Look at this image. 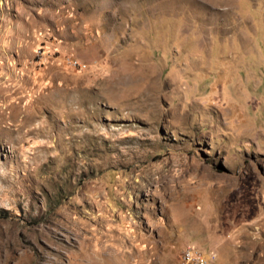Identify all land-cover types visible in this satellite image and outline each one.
<instances>
[{
    "label": "rangeland",
    "instance_id": "rangeland-1",
    "mask_svg": "<svg viewBox=\"0 0 264 264\" xmlns=\"http://www.w3.org/2000/svg\"><path fill=\"white\" fill-rule=\"evenodd\" d=\"M264 264V0H0V264Z\"/></svg>",
    "mask_w": 264,
    "mask_h": 264
},
{
    "label": "built area",
    "instance_id": "built-area-1",
    "mask_svg": "<svg viewBox=\"0 0 264 264\" xmlns=\"http://www.w3.org/2000/svg\"><path fill=\"white\" fill-rule=\"evenodd\" d=\"M182 259L184 264H214L217 260V254L189 248L182 255Z\"/></svg>",
    "mask_w": 264,
    "mask_h": 264
}]
</instances>
